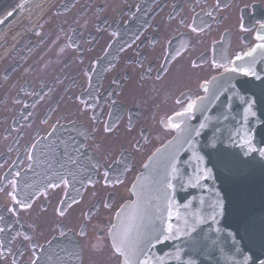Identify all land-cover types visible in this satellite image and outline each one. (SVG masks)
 <instances>
[{
  "label": "flooded vegetation",
  "instance_id": "1",
  "mask_svg": "<svg viewBox=\"0 0 264 264\" xmlns=\"http://www.w3.org/2000/svg\"><path fill=\"white\" fill-rule=\"evenodd\" d=\"M32 13L0 37V264H119L110 229L132 180L211 77L264 57V0Z\"/></svg>",
  "mask_w": 264,
  "mask_h": 264
},
{
  "label": "water",
  "instance_id": "2",
  "mask_svg": "<svg viewBox=\"0 0 264 264\" xmlns=\"http://www.w3.org/2000/svg\"><path fill=\"white\" fill-rule=\"evenodd\" d=\"M131 193L110 229L119 264H264V57L209 79Z\"/></svg>",
  "mask_w": 264,
  "mask_h": 264
},
{
  "label": "bare ground",
  "instance_id": "3",
  "mask_svg": "<svg viewBox=\"0 0 264 264\" xmlns=\"http://www.w3.org/2000/svg\"><path fill=\"white\" fill-rule=\"evenodd\" d=\"M37 4H41V0H12L10 4L0 10V37L7 30V26L14 24L20 19V15L35 12L33 9Z\"/></svg>",
  "mask_w": 264,
  "mask_h": 264
},
{
  "label": "rangeland",
  "instance_id": "4",
  "mask_svg": "<svg viewBox=\"0 0 264 264\" xmlns=\"http://www.w3.org/2000/svg\"><path fill=\"white\" fill-rule=\"evenodd\" d=\"M36 2V0H35ZM41 4H37L36 7L33 9L34 12H37L39 7H40ZM26 19V17H24L23 15H20V19L15 22L14 24L12 25H9V28L7 29L8 30H15L17 29L18 27L20 28L22 26V23L24 22V20ZM8 27V26H7Z\"/></svg>",
  "mask_w": 264,
  "mask_h": 264
},
{
  "label": "snow or ice",
  "instance_id": "5",
  "mask_svg": "<svg viewBox=\"0 0 264 264\" xmlns=\"http://www.w3.org/2000/svg\"><path fill=\"white\" fill-rule=\"evenodd\" d=\"M201 127H204V125L202 124Z\"/></svg>",
  "mask_w": 264,
  "mask_h": 264
}]
</instances>
